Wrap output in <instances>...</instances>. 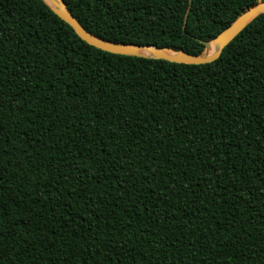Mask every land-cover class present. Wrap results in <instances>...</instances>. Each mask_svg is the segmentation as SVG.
<instances>
[{"label": "trees", "instance_id": "obj_1", "mask_svg": "<svg viewBox=\"0 0 264 264\" xmlns=\"http://www.w3.org/2000/svg\"><path fill=\"white\" fill-rule=\"evenodd\" d=\"M257 1L63 0L97 38L191 55ZM0 264H264V14L190 65L0 0Z\"/></svg>", "mask_w": 264, "mask_h": 264}, {"label": "water", "instance_id": "obj_2", "mask_svg": "<svg viewBox=\"0 0 264 264\" xmlns=\"http://www.w3.org/2000/svg\"><path fill=\"white\" fill-rule=\"evenodd\" d=\"M43 1L51 8L52 12L58 18L65 22L74 31L79 39L90 46L112 54L161 59L172 63L190 65H201L216 60L220 56L223 48L228 45L234 37H236V35H238L248 23H250V21L256 16L264 14V0H259L251 4L244 8L213 40L204 42V50L201 54L191 55L184 51H173L155 45H135L102 40L87 32L78 23L66 8L63 0H52L51 3H47L45 0ZM215 44L217 45L216 49L211 53H208ZM141 49L148 51L150 56L137 54Z\"/></svg>", "mask_w": 264, "mask_h": 264}, {"label": "bare ground", "instance_id": "obj_3", "mask_svg": "<svg viewBox=\"0 0 264 264\" xmlns=\"http://www.w3.org/2000/svg\"><path fill=\"white\" fill-rule=\"evenodd\" d=\"M47 3H51L52 0H45ZM217 45H213L212 46V49L208 52V53H211L212 51H214L216 49ZM137 54H140V55H148L150 56V53L144 49H141L137 52Z\"/></svg>", "mask_w": 264, "mask_h": 264}]
</instances>
